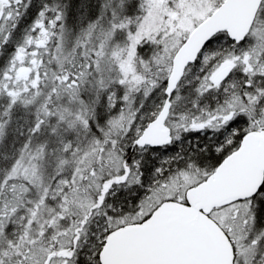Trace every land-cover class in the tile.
<instances>
[{
  "label": "snow or ice",
  "instance_id": "6c2138e0",
  "mask_svg": "<svg viewBox=\"0 0 264 264\" xmlns=\"http://www.w3.org/2000/svg\"><path fill=\"white\" fill-rule=\"evenodd\" d=\"M0 264H264V0H0Z\"/></svg>",
  "mask_w": 264,
  "mask_h": 264
}]
</instances>
